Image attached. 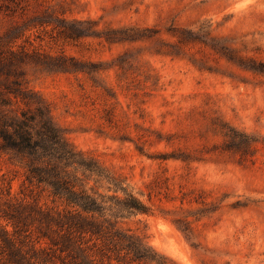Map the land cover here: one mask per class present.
<instances>
[{
	"label": "rangeland",
	"instance_id": "obj_1",
	"mask_svg": "<svg viewBox=\"0 0 264 264\" xmlns=\"http://www.w3.org/2000/svg\"><path fill=\"white\" fill-rule=\"evenodd\" d=\"M79 21L139 39L60 36ZM16 26L15 46L96 65L25 71L68 141L153 206L126 228L171 264H264V0H0V37ZM23 181L0 151V195Z\"/></svg>",
	"mask_w": 264,
	"mask_h": 264
},
{
	"label": "trees",
	"instance_id": "obj_2",
	"mask_svg": "<svg viewBox=\"0 0 264 264\" xmlns=\"http://www.w3.org/2000/svg\"><path fill=\"white\" fill-rule=\"evenodd\" d=\"M52 24L44 18L32 26ZM57 24L60 36L68 40L94 34L112 42L136 41L140 32L136 28L98 32L94 30L97 23L90 21ZM20 28L13 27L0 37V151L24 170V197H12L10 192L0 195V264H171L144 237L125 227L131 217L153 214V206L134 193L124 178L68 141L54 123L48 104L29 88L25 71L31 65L85 72L96 71V65L15 46L23 36ZM220 126L224 136L234 133L226 124ZM234 135L238 144L245 145L247 156L252 140ZM187 156L163 160L189 162ZM43 196L51 205L41 204ZM181 230L192 232L188 226Z\"/></svg>",
	"mask_w": 264,
	"mask_h": 264
}]
</instances>
